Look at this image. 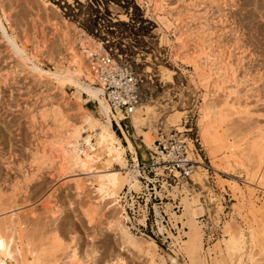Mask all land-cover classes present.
Segmentation results:
<instances>
[{"label":"rangeland","instance_id":"1","mask_svg":"<svg viewBox=\"0 0 264 264\" xmlns=\"http://www.w3.org/2000/svg\"><path fill=\"white\" fill-rule=\"evenodd\" d=\"M101 1L93 4L95 8L90 0H83V4L96 11L100 7L103 14L114 18L130 15L128 26H117L118 34L132 40L133 58L146 47L153 54L147 62L140 56L141 62L136 64L137 71L152 85L151 93L142 101L150 113L144 107L143 119L124 129L138 159L139 153L145 154L142 126L149 125L152 130L153 123L161 121L165 128H174L185 137L188 157L200 165V174L193 172L191 178L196 176L195 180L202 183L175 179L166 171L161 175L160 169L148 166L139 171L153 184L139 176V187L126 196L124 184L115 196L102 199L93 184V169L73 167L59 177L49 165L34 163L36 144L47 151L56 130L51 117L41 122L44 109L58 105L71 127H82L78 146L82 152L88 148L82 142L88 133L96 144L95 132L82 123V117L86 109L98 116L97 102L68 83L39 77L0 30V226L12 217L14 227L13 232L11 228L0 231V239L10 241L8 246L13 251L14 260L8 264H71L72 255L78 264H199L201 261L191 257L195 240L200 241V264H264L263 236L255 233L264 234V35L258 34L264 29V19L259 17V8L249 6L250 0H157L167 4L165 9L172 8L173 16L183 4L193 6L188 33L205 34V45L209 42L215 54L228 56L239 82V101L246 103L247 113L241 114L224 105L226 94L208 91L205 69L173 61L169 45L162 39L164 32L174 39L170 35L173 18L162 11L153 13L149 5L154 4L152 0H130L132 4ZM0 7V15L4 10L6 14L2 20L5 34L24 45L26 53L33 52L34 61L43 69L63 71L59 61H63L65 51L59 28L74 37L84 33L100 36L91 23L80 20V12L87 10L85 5L76 13L70 4L53 0H0ZM195 51L203 59L205 50L198 47ZM259 73L263 78L253 85ZM204 106L210 118L203 120ZM32 116L40 126L37 132L32 128ZM117 128L113 125L126 146ZM97 149L92 165L103 171L104 155ZM131 157L126 150L128 167L133 164ZM57 161L61 162L60 158ZM139 162L147 163L146 155ZM109 168L127 172L116 162ZM122 207L128 217L124 224L137 246L126 243L120 232ZM154 207L161 216V231L157 230ZM236 230L243 233L245 242L231 251L229 241ZM214 243L220 256L216 255L213 262L208 250Z\"/></svg>","mask_w":264,"mask_h":264},{"label":"bare ground","instance_id":"2","mask_svg":"<svg viewBox=\"0 0 264 264\" xmlns=\"http://www.w3.org/2000/svg\"><path fill=\"white\" fill-rule=\"evenodd\" d=\"M49 1H52V0H49ZM90 1L92 4H97L98 2H100V0H90ZM104 1L107 2L109 0H103L101 2L104 3ZM112 1H115L116 3L118 2L120 4H132L130 0H112ZM152 1L154 2V4H149V5L151 6V10L153 13L157 14L159 11H162L163 13L168 14L169 16L173 18L174 28L170 32V35H174V39L171 40L170 38H168V35L165 34V32L162 34V39H164L169 45L173 61L177 62L180 60L185 64H189L194 67L196 66L198 68L205 69L206 71L204 70L205 72L204 74H207L209 78L208 80L209 90L208 91L212 90L213 92H223L224 94H226V97H227V99L224 98L225 99L224 105H229L231 110L233 111L235 110L234 113L235 112H239L241 114L247 113L246 103L241 104L239 101L240 96L238 97L239 93L237 92V89H236V87L239 85V82L235 80V77H234L235 71L232 67V64L227 60L228 56L222 57L223 56L222 54L224 53L215 54L216 49L215 51L212 50L211 44L209 42L206 43L205 45L204 42H207V39H208V38H205V34L204 36L200 34L202 37H204V39H202L201 36H199L198 32L188 33L187 26H188V22L190 19L189 15H190L191 8L193 6L191 4H183L182 9L176 10L175 11L176 14L173 16L171 13V11H173L172 8L168 10L165 9L167 8V4H160V3L158 4L157 0H152ZM250 1L251 2L247 1L249 3L247 2L246 3L249 4V6L250 4H254V7H257V9L259 8L260 10L259 17L264 19V11H263L264 10V0H250ZM53 2L57 4H61V5L73 4L72 8L74 10L73 12L75 13L78 12V10L80 11L83 5V0H53ZM4 11H1V13L3 12V15H0V30L4 33L5 37L8 38L11 44V48H14L15 53L18 55H22L23 59L27 62V64H29L30 68L33 71L38 73L39 77H41L42 79L45 77L55 78L58 82H65V83L72 85L74 88H76V90L83 92L88 97L89 100L96 101L98 110H99L98 116H95L86 109V112H85L86 114L82 117V123H86L87 126L92 131L95 132L94 136H95L96 144L91 142L92 135L90 133H88L85 137L82 138V142L88 146L87 150L89 149L93 151L90 154L87 150H83L82 152H80V150L78 149L79 148L78 146L80 145L79 141H80V138L82 137L81 135L82 127L81 126L77 128L71 127V125L69 124L67 115L63 114V112L60 111L58 105L49 107L48 109H44L41 113L42 118H43L41 122H43L47 117H51L53 123H55L54 126H56L55 128L56 130L54 131L55 133L52 136L51 142H49V146L47 145L49 147V148L47 147L48 148L47 151L44 150V148H42L44 146H42L40 143L36 144V149L33 152V157H32L33 162L37 164L41 163V164L49 165L51 168H53V170L57 171L56 173L57 175H59V177L64 173V171L70 168L72 169L73 167H79L78 168L79 170L81 168L84 171L93 169L92 171L94 173L93 174V179H94L93 184H94L95 190L99 193L102 199L115 196L114 194L117 193L119 188L124 184L127 189V191L125 192V196H126V193H130L131 190L136 189L137 186L139 187L140 181L137 177L140 176L141 178H144L145 180L146 178L144 176H141L140 171L138 169V165L136 161V154H135L136 151L134 149V146L131 140L129 139V137L127 136L125 130L122 128V126L118 122L117 120L118 118L109 110L108 104L106 103V100L102 95V85L97 76V71H96L97 61L95 59L96 55H100L103 52V48L100 43V40L98 38L91 37L90 35H87L85 33L80 35L79 37H74L72 34L66 33L65 28H59V36H60V40L62 43L61 45L64 46V51H65L62 56L63 61L61 62L59 61V63H62L61 65H63V71L55 72V71H51L48 69H43L34 61L33 58L35 54H33V52L30 51L26 53L24 45L17 44L15 41L16 40L15 37H8L7 34H5V28L2 22V20L6 19L5 17L6 14ZM126 16L127 14L124 15V17L117 15L118 18H114L112 15L110 16V18H112V22H119V21L126 22V20H128ZM156 22L158 24V21ZM263 32H264V29L261 31L259 30L258 34H262L261 36H263L264 35ZM194 36H196L197 39H194ZM145 41H148V40H145ZM190 41L193 42V43L191 42L193 45L192 50L188 48L190 46L189 45ZM200 42H203V45L205 47ZM75 43L79 46V48H76L74 46L76 45ZM198 47H200L202 51L203 49L205 50L203 52V55H204L203 59H200L197 57L198 54H196L195 49H197ZM259 47H262V46H259ZM140 56L143 57V62H147L151 60V57L153 56V54L151 53L149 47L144 48L143 51L135 55L134 60L136 64L138 62H141ZM146 59H149V60H146ZM199 60H202V62H199ZM256 77H258L257 81H254L253 79V85L256 84L258 80L260 81L263 78L261 74L260 76H255V78ZM262 81H264V79ZM246 92L245 94H247ZM231 95H233L232 96L233 99L228 100V98H230ZM142 101L137 105L133 113L130 115L131 127L134 121H140L143 119L142 118L143 112H145L143 108L144 107L147 108V105L146 103H142ZM203 108H204L203 110L204 114L202 116V119L203 120L209 119L210 114L207 113L206 111L207 107L205 108L204 106ZM149 109L148 108L146 109L147 113H150ZM209 109L211 108L209 107ZM47 113L48 115H45ZM112 119L115 120L116 128L118 127L119 130H121L123 137L127 142L126 146L121 143L120 138L115 134V131L113 129L114 123ZM31 122H32V128L34 129V132H37L40 126L38 125L39 123L37 124L38 120L36 119V117L32 116ZM211 124L212 122L210 123L209 126H212ZM142 128H143V131H142L141 141L145 144V148L152 149L153 140L155 136L152 130L150 129L149 125H144L142 126ZM206 128H207V125H206ZM262 137L264 136L262 135ZM96 148H98L97 150L102 152V154L104 155L103 161L105 163L104 165L105 169L103 171H101L100 169H99L100 171H98L97 168H93V165H92L96 159V155H95ZM126 150H128L132 156L131 158H132L133 164L131 167L127 166V161L124 158ZM58 158H60L61 162L57 161ZM112 162L120 163L122 165L121 169L127 170L126 174H123L122 171L120 170L109 168L110 163ZM193 162L195 164L199 163L197 160ZM195 164L188 178L192 181L193 179L194 180L196 179L195 178L196 176L195 177L193 176V179L191 178V174L193 172H195L197 175L200 174L199 173L200 165H195ZM157 169L161 170V175H162V169H163L162 166L159 165V166L153 167V170L157 171ZM174 174L175 176H178L177 172H174ZM155 175H157V172H155ZM177 178L179 179V177ZM146 182L147 184L151 183V182H148L147 180ZM200 182L202 183L201 179L195 180L193 183L199 184ZM206 185L207 184H205V186ZM164 186L165 185L163 183L162 187L164 188ZM206 187H207V190L210 191V187L208 185ZM182 188L186 189L183 183H182ZM249 191L253 193L252 189H249ZM155 192L158 195L159 192L156 189H155ZM257 209L258 208H255V210ZM123 210H121V215H120L123 223L122 221L121 223L120 222L118 223L120 232L122 233V236L124 237L126 243L133 245V246H137V244L135 243L134 236L129 231V227L124 224V220L126 221L128 217L126 216L125 210L124 211ZM154 212L157 218L156 220L157 230L161 231L163 228H162V225L160 224V220H158V218H160L161 216L158 213L156 208ZM173 215H174V212H173ZM208 217L211 219L210 213H208ZM11 218L7 219L8 221L4 220L5 222H2L1 224L2 226H0V231L2 230V228L3 229L11 228L12 232L14 231L13 230L14 227L12 228L11 226L13 225ZM202 224L203 226H205L204 222H202ZM255 233H256V236L257 235H260V237L263 236V238L261 239L264 241V234L263 235L259 234L257 230ZM9 242L10 241L0 239V264H8V262H11L14 260L13 251L8 246ZM229 242H230V250L235 251L236 249H239L240 247H242L243 243L245 242V237L241 231L236 230ZM211 251H213L214 255H210ZM216 251L217 253H215ZM208 254L213 262L216 260V255L217 257L220 256V252L218 254V246L216 245V243L210 245ZM72 257L73 258H72L71 264H78L77 263L78 259H74V257L76 256L72 255ZM191 257L194 260H198V262L201 261L200 263H202L203 261L201 252H200V241L199 240H195L194 242Z\"/></svg>","mask_w":264,"mask_h":264},{"label":"built area","instance_id":"3","mask_svg":"<svg viewBox=\"0 0 264 264\" xmlns=\"http://www.w3.org/2000/svg\"><path fill=\"white\" fill-rule=\"evenodd\" d=\"M72 5L70 4V7L73 10ZM83 5L87 10L80 12V20L87 24L91 23L94 32H99L98 39L103 48L102 54L95 56L102 95L122 128H131L130 115L146 95L151 93L152 87L150 79L137 71L135 58L131 52V49L135 50L131 45L132 40L121 37L116 29L117 26H128L132 21L131 16H127L128 20L119 25L118 22H112L110 16L103 14L100 7L96 11L87 7V4ZM90 5L95 8L93 4ZM112 121L115 125V120ZM152 131L155 135L153 148L144 147L145 154L139 153V159L135 153L138 169L160 165L163 168L162 172L166 171L172 178H189L195 163L188 157L185 137L174 128H165L161 121L153 123ZM145 155L147 163L139 162L145 159ZM174 172H177L178 176H175Z\"/></svg>","mask_w":264,"mask_h":264},{"label":"crops","instance_id":"4","mask_svg":"<svg viewBox=\"0 0 264 264\" xmlns=\"http://www.w3.org/2000/svg\"><path fill=\"white\" fill-rule=\"evenodd\" d=\"M144 145V144H143ZM157 181V180H156ZM163 182V181H162ZM153 184V182H151ZM179 203V202H178Z\"/></svg>","mask_w":264,"mask_h":264}]
</instances>
